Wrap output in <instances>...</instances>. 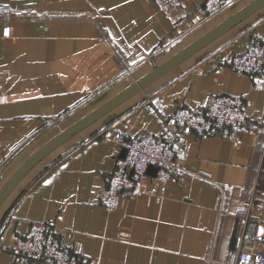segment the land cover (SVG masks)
I'll return each mask as SVG.
<instances>
[{"label":"crops","instance_id":"obj_1","mask_svg":"<svg viewBox=\"0 0 264 264\" xmlns=\"http://www.w3.org/2000/svg\"><path fill=\"white\" fill-rule=\"evenodd\" d=\"M0 0V191L36 152L137 80L255 0ZM250 38L264 43V3L31 165L0 201V264L33 221L85 264H234L264 250V72L229 64ZM215 92L241 95L256 128L202 135L166 126L178 106L201 109ZM163 130L181 169L161 190L152 179L107 210L104 174L130 139ZM154 175L156 170H150ZM156 189L152 194L151 189Z\"/></svg>","mask_w":264,"mask_h":264},{"label":"built area","instance_id":"obj_2","mask_svg":"<svg viewBox=\"0 0 264 264\" xmlns=\"http://www.w3.org/2000/svg\"><path fill=\"white\" fill-rule=\"evenodd\" d=\"M226 0H205L199 10L213 14L221 9ZM12 7L0 3V17L4 29H10L8 18ZM232 68L256 74L264 72V43L250 38L245 48L230 53ZM186 125L202 135L216 132L230 134L234 127L256 128L258 123L250 118L241 95L215 92L207 96L201 109L178 106L167 115L166 126ZM115 142L126 149L125 155L116 159L115 167L104 174L98 190V202L107 210L116 208L127 190L137 188L141 181L154 179L163 190L175 172L181 169L176 160L173 142L163 130H145L126 139L120 133ZM155 167V174L150 171ZM152 194L156 189H151ZM6 237L0 234V250L6 247ZM10 249L24 264H85L71 249L63 246L54 236L53 227L46 221H33L23 236L17 237ZM234 264H264V250L252 248L238 253Z\"/></svg>","mask_w":264,"mask_h":264},{"label":"water","instance_id":"obj_3","mask_svg":"<svg viewBox=\"0 0 264 264\" xmlns=\"http://www.w3.org/2000/svg\"><path fill=\"white\" fill-rule=\"evenodd\" d=\"M264 3V0H255L249 5H247L242 10L235 13L233 16H231L229 19L221 23L216 28L212 29L208 33H206L201 38L197 39L195 42L178 52L176 55L153 69L149 74L144 76L143 78L137 80L134 84H132L129 88H127L125 91L120 93L118 96L110 100L108 103L91 113L89 116L72 126L71 128L65 130L60 135H58L55 139H53L51 142L46 144L43 148H41L38 152H36L31 158H29L14 174L13 176L8 180V182L5 184V186L0 191V201L3 199L5 194L8 192V190L12 187V185L27 171V169L33 165L36 161H38L42 156H44L52 147H54L56 144L61 142L62 140L66 139L67 137L71 136L81 128H83L85 125H87L89 122L103 114L105 111L109 110L131 94L135 93L136 91L143 88L146 84H148L153 79L157 78L162 73L166 72L173 66H175L177 63H179L182 59H184L186 56L191 54L192 52L196 51L206 43H208L210 40L221 34L226 29L230 28L232 25L240 21L242 18H244L246 15H248L250 12H252L254 9L259 7L261 4ZM123 155H125L126 149L123 148ZM155 170V167H150V170Z\"/></svg>","mask_w":264,"mask_h":264},{"label":"snow or ice","instance_id":"obj_4","mask_svg":"<svg viewBox=\"0 0 264 264\" xmlns=\"http://www.w3.org/2000/svg\"><path fill=\"white\" fill-rule=\"evenodd\" d=\"M9 34H10V29H5V31H4V35L7 36V35H9ZM259 233H260L261 236H264V228H261V229L259 230Z\"/></svg>","mask_w":264,"mask_h":264}]
</instances>
